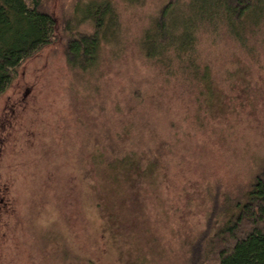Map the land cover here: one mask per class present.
I'll list each match as a JSON object with an SVG mask.
<instances>
[{
	"label": "rangeland",
	"instance_id": "1",
	"mask_svg": "<svg viewBox=\"0 0 264 264\" xmlns=\"http://www.w3.org/2000/svg\"><path fill=\"white\" fill-rule=\"evenodd\" d=\"M74 1L43 0L55 41L0 94V264H190L264 163V27L254 51L198 34L209 85L140 49L168 0L118 1L119 38L82 71L66 60Z\"/></svg>",
	"mask_w": 264,
	"mask_h": 264
},
{
	"label": "trees",
	"instance_id": "2",
	"mask_svg": "<svg viewBox=\"0 0 264 264\" xmlns=\"http://www.w3.org/2000/svg\"><path fill=\"white\" fill-rule=\"evenodd\" d=\"M118 1L133 5L144 0L74 1L64 24L70 33L66 60L71 68L93 70L102 44L117 41ZM83 23L90 24L91 31L78 30ZM263 27L264 0H168L142 31L139 46L145 57L169 75H187L188 80L210 85L209 71L200 69L196 55L198 34L203 29L224 31L238 46L254 51ZM55 31L56 22L43 0H0V94L25 59L55 41ZM212 90L207 87L208 93ZM117 157V163L129 162L120 153ZM226 211L224 222L216 229L209 227V218L203 254L191 247L190 264H264V163L248 189Z\"/></svg>",
	"mask_w": 264,
	"mask_h": 264
}]
</instances>
